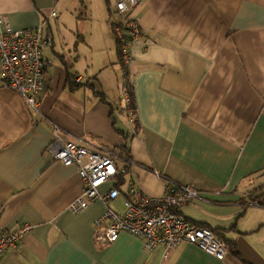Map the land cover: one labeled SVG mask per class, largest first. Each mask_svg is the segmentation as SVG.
<instances>
[{"label":"crops","instance_id":"obj_1","mask_svg":"<svg viewBox=\"0 0 264 264\" xmlns=\"http://www.w3.org/2000/svg\"><path fill=\"white\" fill-rule=\"evenodd\" d=\"M116 1L0 0L13 30L51 37L38 112L3 87L0 68V227L34 226L0 264H264V0H138L128 65L113 34ZM123 80L134 126L124 103L117 111ZM52 125L127 159L117 206L130 183L150 198L167 183L195 188L180 214L219 236L224 258L187 243L165 257L124 232L98 247L93 222L105 208L67 211L83 185L46 152Z\"/></svg>","mask_w":264,"mask_h":264},{"label":"built area","instance_id":"obj_2","mask_svg":"<svg viewBox=\"0 0 264 264\" xmlns=\"http://www.w3.org/2000/svg\"><path fill=\"white\" fill-rule=\"evenodd\" d=\"M138 3V0H117L114 3L119 22L114 24L113 34L123 65L129 64L130 47L141 36V29L133 17ZM50 45L51 37L43 38L40 28L15 31L0 16L3 87L19 94L25 105L34 112H38V95L44 82L46 63L42 50ZM74 83H80V79L74 80ZM121 91L126 117L134 126L126 80H123ZM52 130L53 139L46 152L53 162L64 167L75 166L83 185L81 194L69 203L67 211L77 215L94 201L100 202L105 208L103 214L93 222V237L98 247L115 242L118 235L124 232L137 237L146 252L161 247L165 257L170 251L187 243L216 261L224 258L228 251L226 243L211 229L196 226L180 214L181 207L199 197L195 188L167 183L162 197L150 198L130 183L121 206H117L116 201L121 194L115 186L116 180L125 174L127 159L112 151H100L83 141L65 140L55 125H52ZM107 184H112L111 190L102 192L101 188ZM33 230L34 226L26 222L11 231L0 227V261L8 250H16L21 240Z\"/></svg>","mask_w":264,"mask_h":264},{"label":"trees","instance_id":"obj_3","mask_svg":"<svg viewBox=\"0 0 264 264\" xmlns=\"http://www.w3.org/2000/svg\"><path fill=\"white\" fill-rule=\"evenodd\" d=\"M117 51H118V56H119V61L122 63V60H121V55H120V50H119V46L117 45ZM129 90H130V88L128 87V94H129V96H130V98H131V94H130V92H129ZM131 107H132V110H133V112H134V107H133V101H132V98H131ZM125 154V153H124ZM125 156H127V155H125ZM264 193H262L261 195H263ZM260 195V196H261ZM258 197V196H257Z\"/></svg>","mask_w":264,"mask_h":264},{"label":"rangeland","instance_id":"obj_4","mask_svg":"<svg viewBox=\"0 0 264 264\" xmlns=\"http://www.w3.org/2000/svg\"><path fill=\"white\" fill-rule=\"evenodd\" d=\"M120 87H121V84L119 86V90H120ZM119 100H120L119 101L120 104L118 103V105H117V111L123 109V105H122L123 104L122 95L119 96Z\"/></svg>","mask_w":264,"mask_h":264}]
</instances>
